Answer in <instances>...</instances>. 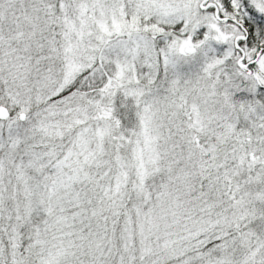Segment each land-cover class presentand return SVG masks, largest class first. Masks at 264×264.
<instances>
[{
  "label": "snow or ice",
  "instance_id": "6c2138e0",
  "mask_svg": "<svg viewBox=\"0 0 264 264\" xmlns=\"http://www.w3.org/2000/svg\"><path fill=\"white\" fill-rule=\"evenodd\" d=\"M0 264H264V0H0Z\"/></svg>",
  "mask_w": 264,
  "mask_h": 264
}]
</instances>
